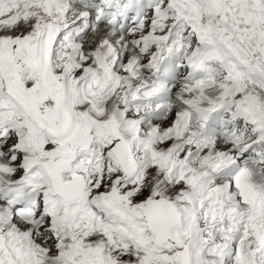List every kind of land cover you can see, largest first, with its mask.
<instances>
[{"label": "snow or ice", "instance_id": "obj_1", "mask_svg": "<svg viewBox=\"0 0 264 264\" xmlns=\"http://www.w3.org/2000/svg\"><path fill=\"white\" fill-rule=\"evenodd\" d=\"M0 264H264V0H0Z\"/></svg>", "mask_w": 264, "mask_h": 264}]
</instances>
